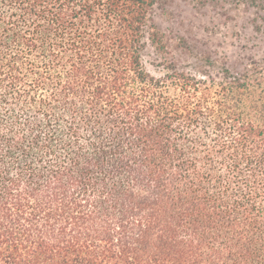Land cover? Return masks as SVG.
Masks as SVG:
<instances>
[{
	"label": "trees",
	"instance_id": "trees-1",
	"mask_svg": "<svg viewBox=\"0 0 264 264\" xmlns=\"http://www.w3.org/2000/svg\"><path fill=\"white\" fill-rule=\"evenodd\" d=\"M155 2L0 0V264H264V66L152 74Z\"/></svg>",
	"mask_w": 264,
	"mask_h": 264
},
{
	"label": "rangeland",
	"instance_id": "rangeland-1",
	"mask_svg": "<svg viewBox=\"0 0 264 264\" xmlns=\"http://www.w3.org/2000/svg\"><path fill=\"white\" fill-rule=\"evenodd\" d=\"M149 25L167 50L160 53L146 38L143 63L154 75L166 59L216 78L227 68L244 74L264 66V0H156Z\"/></svg>",
	"mask_w": 264,
	"mask_h": 264
}]
</instances>
